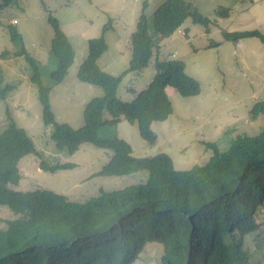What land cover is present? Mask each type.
Returning <instances> with one entry per match:
<instances>
[{
	"label": "trees",
	"instance_id": "trees-1",
	"mask_svg": "<svg viewBox=\"0 0 264 264\" xmlns=\"http://www.w3.org/2000/svg\"><path fill=\"white\" fill-rule=\"evenodd\" d=\"M18 0H0L3 7ZM147 0L130 35L131 56L127 70L113 75L102 70L97 60L107 49L104 25L101 36L90 38L87 54L76 76L85 83L102 87L103 95L91 98L83 109V123L73 128L57 122L50 106V87L40 80V68L24 47L14 55H24L30 64L32 81L38 85L42 120L52 125L51 139L59 151L75 152L82 142L112 150L108 162L93 175H125L146 170L144 183L99 194L79 202L47 189L15 190L20 178L19 160L34 154L39 167L47 171L72 168L73 163L49 164L25 129L8 116L0 132V205L8 206L12 219L0 228V264H131L147 242L163 245L160 264H264L250 263L255 249L264 241L257 217L264 208V127L254 135L238 134L225 150L216 142L202 165L176 169L165 153L136 157L130 144L115 133L125 119L136 123L140 136L149 144L156 142L151 129L172 113L166 88L189 97L200 91L199 82L185 72L181 59H156V73L146 88L134 93L131 101L117 96L122 77L139 73L158 49L157 38H167L179 30L187 17L208 25L209 19L191 9L185 0H164L150 15ZM228 17L229 7L215 12ZM53 29L50 53L56 67L50 72L55 82L62 81L73 61L72 45L59 21L48 15ZM152 26V31H149ZM11 39L21 40L15 25L8 24ZM185 34V33H184ZM183 35V34H182ZM223 37L237 43L256 37L264 45V33L257 30L224 31ZM3 52L2 55H6ZM0 71V98L13 85L3 83ZM250 118L264 115V99L249 109Z\"/></svg>",
	"mask_w": 264,
	"mask_h": 264
},
{
	"label": "rangeland",
	"instance_id": "rangeland-1",
	"mask_svg": "<svg viewBox=\"0 0 264 264\" xmlns=\"http://www.w3.org/2000/svg\"><path fill=\"white\" fill-rule=\"evenodd\" d=\"M145 0H18L17 4L0 10V71L4 78L1 87L13 85L0 98V132L8 125L10 116L32 139L35 148L49 164L73 163L72 168L45 171L39 167L40 158L34 154L23 156L18 162L20 178L11 184L15 190L47 189L64 194L71 201L83 202L99 194L132 184L144 183L146 170L125 175H93L110 159L112 150L82 142L72 154L56 149L51 139L52 125L44 124L38 85L31 79L32 68L24 55H14L24 47L40 68L41 82L50 87V106L57 122L77 128L83 123V109L93 97L102 96L100 86L80 81L76 72L87 54L90 38L104 32L107 49L97 60L107 73L118 75L127 70L131 56L130 35ZM164 0H147L146 14ZM209 19L205 26L185 22L167 38H157L148 65L139 73H126L117 88V96L131 101L134 93L147 87L156 73V59H181L185 72L199 82L197 95L183 97L167 87L172 113L163 121H155L151 129L156 133L154 144L147 143L139 134L136 123L125 119L117 124L115 133L126 140L136 157L157 153L169 155L176 169H188L204 164L212 154L205 143L216 142L225 150L238 134H257L264 127V115L250 118L249 109L256 100L264 99V45L256 37L233 43L223 37L224 31L257 29L264 33V0H185ZM229 7L228 17L215 12ZM48 15L54 16L68 37L73 61L62 81L55 82L50 72L56 59L50 53L53 29ZM13 24L22 39L14 41L7 30ZM149 31H152V26ZM185 33V34H184ZM183 34V35H182ZM7 52L6 55H2ZM14 212L0 205V228ZM264 231V208L257 217ZM163 245L147 242L131 264H160ZM264 262V241L254 250L250 263Z\"/></svg>",
	"mask_w": 264,
	"mask_h": 264
}]
</instances>
